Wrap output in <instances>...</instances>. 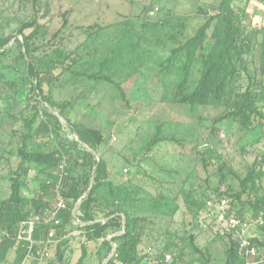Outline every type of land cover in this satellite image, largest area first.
<instances>
[{
	"label": "rangeland",
	"instance_id": "rangeland-1",
	"mask_svg": "<svg viewBox=\"0 0 264 264\" xmlns=\"http://www.w3.org/2000/svg\"><path fill=\"white\" fill-rule=\"evenodd\" d=\"M220 2L0 0V35H15L22 24L31 21L40 27L33 41L41 48L33 57L41 65H50L56 48L80 58L72 70L83 75L64 72V67L53 72L52 99L72 103L65 112L71 122L104 134L95 153L106 162L115 196L125 199L121 209L132 216L146 217L139 251L148 257L164 251L179 255L181 264H226L228 239L215 230L213 216L204 205L195 213L188 202L204 200V192L210 195L238 191L239 180L264 154V125L244 131L232 119H220L228 108H191L179 104L175 94L176 85L185 78L182 91L194 88L202 58L198 56V45L176 56L171 51L193 37L217 12ZM154 9L157 12L150 15ZM231 10L241 17L236 44L246 50L249 46L243 55L247 72L241 71L236 82L237 90L244 91L248 75L257 73L264 56V0H234ZM32 30H25V34ZM210 45L208 39L207 48ZM16 55L12 45L7 56L0 57V200L10 195L11 179L20 164L17 150L26 132L24 119L32 116L35 104L28 97L30 84L24 63L16 62ZM102 63V74L110 80L89 78L98 73ZM48 88L45 86L46 91ZM256 106L264 113V101ZM38 111V117L43 118L41 108ZM50 111L58 115L56 110ZM60 121L65 125L63 118ZM260 121L264 124V119ZM158 130L162 140L150 147ZM64 131L67 133L66 128ZM64 131L57 137L52 133L33 136L27 147L49 151L63 144L66 137L70 143L73 138ZM25 165L28 172L21 178L23 195L28 199L45 196L39 183L46 179V172L35 164ZM256 188V196H261L264 175ZM101 193L110 197L106 189ZM254 197L248 191L241 201H253ZM233 202L237 208L238 203ZM247 213L250 215L251 210ZM65 228L68 237L62 246L60 264H75L84 245L96 249L76 225ZM256 233L261 234L259 230ZM57 245L50 242L38 246L24 264H50L56 260ZM167 245L168 251L164 250ZM101 256L88 253L83 264H98ZM14 258L15 249L11 248L0 264H13Z\"/></svg>",
	"mask_w": 264,
	"mask_h": 264
},
{
	"label": "trees",
	"instance_id": "trees-1",
	"mask_svg": "<svg viewBox=\"0 0 264 264\" xmlns=\"http://www.w3.org/2000/svg\"><path fill=\"white\" fill-rule=\"evenodd\" d=\"M233 1L221 0L216 9L217 12L198 28L195 35L182 45L172 49V55L176 56L178 53H184L194 45H198V56L202 58L200 76L194 88L189 92L182 91L187 83L185 78L176 85L175 94L179 97V104L188 105L191 108L195 106L228 108L229 110L227 109L228 111L220 119L230 118L238 123L242 130L251 132L257 126L263 127L264 125L260 121V119H264V113L260 107L256 106V103L264 101V56H261L260 65L256 70L257 73L254 72L253 75H248L249 80L244 91L237 90L236 82L241 78V71L247 72L243 55L248 52L249 46H247L246 50L241 45L236 44V30L241 25V17L232 12L231 4ZM211 25L213 26L211 34L208 35L207 31ZM30 28H33V30L25 34V30ZM39 32L40 27L35 25L34 21H31L22 24L15 35H0V57L7 56L12 45L15 46L17 51L15 60L16 62L24 63L26 78L30 84L28 97L35 101L32 106L34 113L29 118L24 119L26 132L22 135L21 146L17 150L20 164L15 177L11 179L10 195L6 200H0V261H5L11 248L15 249L13 264H22L27 258L29 254L28 243L17 242L16 228L32 212L39 213L49 208L52 190V183L50 182L54 179L53 170L59 161L61 152L73 147L82 163L79 164L75 161V167L68 170V174L62 181V195L67 201V211L62 214V228L70 223L71 211L80 199L78 205L79 219L85 225L78 228L83 230L86 239L93 242L96 249L104 248L107 257L112 249L105 238L123 229V233L112 237V240L118 243L117 252L119 259L129 263L141 262L148 257L139 251L146 217L132 216L126 210L121 209L125 199L115 196L113 190L115 186L108 180L106 162L102 159H99L98 163L95 162V148L104 141V134L98 129L71 122L65 112L67 108L72 106V103H56L52 99L50 82L53 72L58 68L64 67L63 71H70L76 77L83 75L84 73L72 70L73 66L80 62V58L75 59L70 53L65 54L63 49L56 48L52 51L54 59L51 60L50 65H41L40 61L37 62L33 57L35 52L41 48L40 45L35 44L33 41ZM208 39L211 41L209 48H207ZM236 62H239L238 66ZM104 63L99 65L98 73L90 75L89 78L97 81H109L110 79L102 74ZM45 86L49 87L47 91ZM40 108L43 118L38 117ZM51 109L56 110L58 115L53 114L50 111ZM60 117L65 120V125L60 121ZM64 128H66L67 133ZM61 131L71 135L73 140L68 143V138L66 137L63 144L59 143L56 148L54 147L49 151L28 149L27 141L31 137L50 133L57 137ZM161 140L158 130L149 143L150 147ZM85 146L90 151L85 149ZM25 164H35L40 168V171L46 172V179L39 183L40 189L46 197L28 199V197L23 195L21 178L28 172L27 167H24L26 166ZM263 167L264 154L253 163L245 177L239 180L238 191L233 194L227 192L217 193L219 197L231 200V206L236 209L238 217L243 218L248 214V210H251V218H261L263 220V226L260 228L261 239L253 240L254 243L262 248H264V193L261 196H256V183L264 175ZM47 180L50 182L46 183ZM117 187H119L118 190L120 191V185H117ZM102 189L107 190L109 198L101 193ZM248 191L255 195L254 200L241 201L243 194ZM202 194L203 197L207 196L205 192ZM233 200L238 203L237 208ZM188 203L190 210L193 209L195 213H199L204 200L192 199ZM29 204L32 207L29 208ZM247 205L248 208H246ZM46 233L47 229L41 226L34 234V239L37 241L45 240ZM190 240L192 242L193 237H190ZM65 244L66 241L58 243L56 260H53L50 264H60L64 255L62 246H65ZM234 246V243L229 239L226 250V264H237L238 262L235 257ZM169 248L167 245L164 250L168 251ZM36 249L37 247L34 246L32 253L36 252ZM195 250L200 253L197 247ZM163 253L165 252L158 253L156 256L159 257ZM87 255V248L83 247L82 255L79 257L77 264H81ZM177 258L179 261L181 260L179 255H177ZM105 264L113 263L110 259H106Z\"/></svg>",
	"mask_w": 264,
	"mask_h": 264
},
{
	"label": "built area",
	"instance_id": "built-area-1",
	"mask_svg": "<svg viewBox=\"0 0 264 264\" xmlns=\"http://www.w3.org/2000/svg\"><path fill=\"white\" fill-rule=\"evenodd\" d=\"M157 10L154 9V11L150 12V15H153ZM85 149L90 151L86 146ZM94 157L95 162L98 163L100 157L96 153H94ZM75 161L79 164L82 163V160L78 158L77 151L73 148L61 152L59 161L53 170L54 179L51 182L46 181V183H52L49 208L39 213L32 212L16 228V240L17 242L28 243L27 248L29 254L32 253L34 246L38 248V246L50 244V242L60 243L68 237V234H66V226L62 228V214L67 211V201L62 195V181L68 174V170L75 167ZM79 203L80 199L71 211V221L69 224L82 227L85 224L79 219ZM203 205L205 210L209 211V215L213 216L214 221L212 225L216 226L215 230L219 232V235L226 237L228 240L230 239L234 243L235 257L238 260L237 264H264V248L258 246L253 241L254 239H261L256 233L263 226V220L261 218L254 219L248 214L243 218L238 217L236 215V209L231 206V200L225 197H219L217 194L207 195ZM41 226L47 229L46 239L37 241L34 239V234ZM121 233H123V229L105 238L111 245L112 250L108 259L113 264H181L177 255L171 252L163 253L159 257L150 256L141 262L129 263L121 261L117 252L118 243L112 240V237Z\"/></svg>",
	"mask_w": 264,
	"mask_h": 264
},
{
	"label": "crops",
	"instance_id": "crops-1",
	"mask_svg": "<svg viewBox=\"0 0 264 264\" xmlns=\"http://www.w3.org/2000/svg\"><path fill=\"white\" fill-rule=\"evenodd\" d=\"M100 242V241H99ZM84 245V244H83ZM93 245H95L94 243H93ZM83 247H86L87 248V253H92V254H95V255H102L101 257H103V259H100L99 261H98V264H105L106 263V259H108V256L106 257V253H105V249L104 248H102V249H92L93 247H91V246H89V247H87V246H82L81 247V252H83ZM88 248H90V249H88ZM95 248V247H94ZM82 255V254H81ZM64 256V255H63ZM80 257V256H79ZM100 257V258H101ZM78 260H79V258H78ZM78 260H77V262H75V264H77L78 263ZM85 260V259H84ZM84 260H83V262H84ZM83 262L81 263V264H83ZM71 264V263H70Z\"/></svg>",
	"mask_w": 264,
	"mask_h": 264
}]
</instances>
